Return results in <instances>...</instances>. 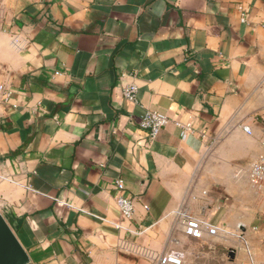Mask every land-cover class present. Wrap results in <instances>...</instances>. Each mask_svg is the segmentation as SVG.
<instances>
[{"label": "crops", "instance_id": "0c3cea01", "mask_svg": "<svg viewBox=\"0 0 264 264\" xmlns=\"http://www.w3.org/2000/svg\"><path fill=\"white\" fill-rule=\"evenodd\" d=\"M0 86V214L29 264H264V0H0Z\"/></svg>", "mask_w": 264, "mask_h": 264}, {"label": "built area", "instance_id": "2783aa9c", "mask_svg": "<svg viewBox=\"0 0 264 264\" xmlns=\"http://www.w3.org/2000/svg\"><path fill=\"white\" fill-rule=\"evenodd\" d=\"M4 87L0 86V93H3ZM137 87L134 85L128 86L123 90V97L131 102H136ZM168 117L162 113L147 111L138 121L140 129L145 131L149 139L154 140L159 132L168 124ZM246 132L248 129L244 128ZM188 134H193V129L190 124L181 126L180 138L185 139ZM204 137V136H202ZM249 181L252 186L264 192V159L252 162L249 166L248 173ZM115 204L117 206L119 215L122 221H130L134 214V205L132 201L124 193V182L120 179L115 183ZM182 223L184 225V232L187 236L194 239H202L204 230L210 234L215 233V228L207 222L192 216L190 213H183L181 215ZM117 229L121 227L116 226ZM128 231V230H127ZM135 235H140L141 232H131ZM157 264H185L182 258L174 253H165L158 257Z\"/></svg>", "mask_w": 264, "mask_h": 264}, {"label": "water", "instance_id": "95a60500", "mask_svg": "<svg viewBox=\"0 0 264 264\" xmlns=\"http://www.w3.org/2000/svg\"><path fill=\"white\" fill-rule=\"evenodd\" d=\"M29 263L28 254L18 241L6 217L0 214V264Z\"/></svg>", "mask_w": 264, "mask_h": 264}, {"label": "trees", "instance_id": "16d2710c", "mask_svg": "<svg viewBox=\"0 0 264 264\" xmlns=\"http://www.w3.org/2000/svg\"><path fill=\"white\" fill-rule=\"evenodd\" d=\"M6 219L8 221V224L10 225L11 229L14 232H17V230L19 229V224L17 223V221H15L12 217L10 216H6Z\"/></svg>", "mask_w": 264, "mask_h": 264}]
</instances>
